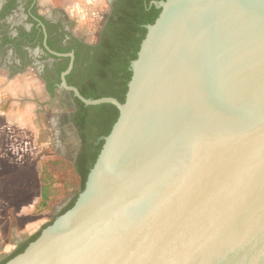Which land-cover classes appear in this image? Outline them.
Returning a JSON list of instances; mask_svg holds the SVG:
<instances>
[{
    "label": "water",
    "instance_id": "obj_1",
    "mask_svg": "<svg viewBox=\"0 0 264 264\" xmlns=\"http://www.w3.org/2000/svg\"><path fill=\"white\" fill-rule=\"evenodd\" d=\"M150 5L123 103L61 74L118 118L73 207L5 264H264V0Z\"/></svg>",
    "mask_w": 264,
    "mask_h": 264
},
{
    "label": "trees",
    "instance_id": "obj_2",
    "mask_svg": "<svg viewBox=\"0 0 264 264\" xmlns=\"http://www.w3.org/2000/svg\"><path fill=\"white\" fill-rule=\"evenodd\" d=\"M152 1L165 0H119L121 4L118 7L116 5L118 11H114L109 19L104 30L106 38H102L100 45L91 48L76 43L74 49L80 51L85 49L83 64L86 63L89 70L80 73V78L75 83L71 79L74 74L72 71L66 77V82L68 85L76 87L82 97L92 100L112 97L120 103L124 102L127 84L131 78L129 64L136 59L140 44L145 38V26L152 25L160 12L150 5ZM80 51H75L76 61L79 60ZM67 65L68 59H64L61 67L56 71L57 82H59V75L66 70ZM74 100L76 113L72 119L80 134L82 148L75 161L69 164L71 171L63 169V174L59 175L58 180H54V174H57L55 162L45 161L39 175L40 203L38 209L41 211L45 210L49 204L57 203L72 192H76V196L60 211L57 217L70 210L78 194L83 191L89 171L103 145V141L97 145H95V141L100 137L107 136L118 118V110L112 105L102 104L96 107H87L78 99L74 98ZM51 223L20 245L17 251L0 264H5L22 253L28 244L35 241L41 231Z\"/></svg>",
    "mask_w": 264,
    "mask_h": 264
},
{
    "label": "flooded vegetation",
    "instance_id": "obj_3",
    "mask_svg": "<svg viewBox=\"0 0 264 264\" xmlns=\"http://www.w3.org/2000/svg\"><path fill=\"white\" fill-rule=\"evenodd\" d=\"M48 1L61 7L54 9ZM63 4L62 0H0V70L7 72L10 78L34 73L33 78L41 83L43 93L50 98L57 93L69 94L76 109L72 94L60 87L62 73L57 82L56 71L64 59H68L66 70L72 61L70 73L74 71L71 79L75 83L80 73L89 70L86 63L83 64L85 49L80 51L74 47L76 43L83 47L99 46L102 38H106L104 30L109 19L114 11H118L116 5L118 7L121 3L119 0H79ZM75 51L82 54L78 61L75 60ZM71 54L73 60L69 57ZM71 114L65 115L64 119L74 127V133L70 129L73 139L76 135L80 139L72 119L74 114ZM14 126L12 130L20 127ZM100 141L102 137L95 141V145Z\"/></svg>",
    "mask_w": 264,
    "mask_h": 264
},
{
    "label": "rangeland",
    "instance_id": "obj_4",
    "mask_svg": "<svg viewBox=\"0 0 264 264\" xmlns=\"http://www.w3.org/2000/svg\"><path fill=\"white\" fill-rule=\"evenodd\" d=\"M63 1L67 4L79 0ZM48 2L54 9L61 7ZM102 4L106 7L103 1ZM30 76L35 77L31 72ZM41 98L51 102L49 109L48 106L44 107V120L41 121L46 128L44 142H40L38 134L23 125L18 126V131L15 128L10 136L0 140V263L51 223L76 196V192H72L57 203L49 204L45 210L38 209L39 175L43 163L55 162L57 174H53L56 181L63 174V169L71 171L69 164L75 161L74 153L77 149L76 138L73 139L70 131L74 127L64 119L65 115H75L71 96L62 92L50 98L42 91L39 92Z\"/></svg>",
    "mask_w": 264,
    "mask_h": 264
},
{
    "label": "crops",
    "instance_id": "obj_5",
    "mask_svg": "<svg viewBox=\"0 0 264 264\" xmlns=\"http://www.w3.org/2000/svg\"><path fill=\"white\" fill-rule=\"evenodd\" d=\"M40 85L28 75L10 78L7 72L0 70V140L10 136L14 125H23L44 142L46 128L41 121L44 120V107L49 109L51 102L39 99V92L43 91Z\"/></svg>",
    "mask_w": 264,
    "mask_h": 264
}]
</instances>
